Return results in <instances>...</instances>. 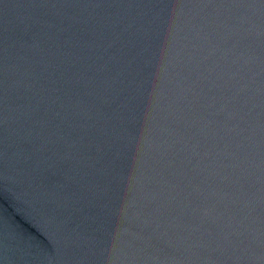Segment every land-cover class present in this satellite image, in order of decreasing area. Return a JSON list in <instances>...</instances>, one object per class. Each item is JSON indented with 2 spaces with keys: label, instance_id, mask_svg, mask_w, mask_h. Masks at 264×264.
<instances>
[{
  "label": "water",
  "instance_id": "95a60500",
  "mask_svg": "<svg viewBox=\"0 0 264 264\" xmlns=\"http://www.w3.org/2000/svg\"><path fill=\"white\" fill-rule=\"evenodd\" d=\"M0 264H264V0H0Z\"/></svg>",
  "mask_w": 264,
  "mask_h": 264
}]
</instances>
